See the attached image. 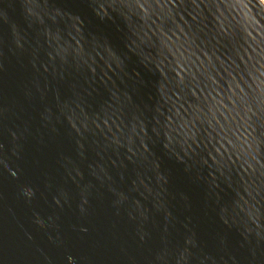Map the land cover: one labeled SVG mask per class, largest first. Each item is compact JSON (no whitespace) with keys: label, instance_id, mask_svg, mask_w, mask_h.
Instances as JSON below:
<instances>
[{"label":"water","instance_id":"obj_1","mask_svg":"<svg viewBox=\"0 0 264 264\" xmlns=\"http://www.w3.org/2000/svg\"><path fill=\"white\" fill-rule=\"evenodd\" d=\"M0 264H264V2L0 0Z\"/></svg>","mask_w":264,"mask_h":264},{"label":"built area","instance_id":"obj_2","mask_svg":"<svg viewBox=\"0 0 264 264\" xmlns=\"http://www.w3.org/2000/svg\"><path fill=\"white\" fill-rule=\"evenodd\" d=\"M264 2V0H262Z\"/></svg>","mask_w":264,"mask_h":264}]
</instances>
